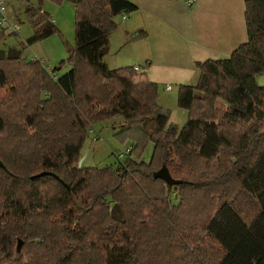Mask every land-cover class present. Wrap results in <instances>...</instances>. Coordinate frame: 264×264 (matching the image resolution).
Wrapping results in <instances>:
<instances>
[{
	"label": "trees",
	"instance_id": "16d2710c",
	"mask_svg": "<svg viewBox=\"0 0 264 264\" xmlns=\"http://www.w3.org/2000/svg\"><path fill=\"white\" fill-rule=\"evenodd\" d=\"M44 1L26 5L27 43L61 34ZM66 1L63 75L0 49V264H264V0H244L243 43L195 61L196 82L178 85L181 127L145 71L104 60L115 18L138 6ZM117 119L130 152L79 166L88 130Z\"/></svg>",
	"mask_w": 264,
	"mask_h": 264
},
{
	"label": "rangeland",
	"instance_id": "374dc122",
	"mask_svg": "<svg viewBox=\"0 0 264 264\" xmlns=\"http://www.w3.org/2000/svg\"><path fill=\"white\" fill-rule=\"evenodd\" d=\"M32 2L25 0H7L5 17L11 24L18 26L17 32L4 30L0 24V49H5L8 55H17L21 59H40L44 67L48 70L54 69L57 75H63L70 69V63L62 65L57 70L63 60L67 59L68 47L73 46L75 38V8L73 5L64 0L56 4L54 0H46L42 3L45 12L49 13L54 20L56 28L61 32L54 33L46 39L38 40L33 44L27 43V39L33 36V26L28 20L26 5ZM162 10H154L156 17L150 14L149 10L118 14L115 18L116 27L109 38V48L105 51L104 60L108 68L134 66L137 71H145L149 80L158 83V104L163 110L169 112L170 123L177 124L181 127L186 121L187 112L177 105V88L180 84H192L196 82L198 68L195 65L196 60L205 61V59H218L228 57V53L220 51L221 46L214 45L210 47L205 44L204 47L188 46L184 37L190 36L187 29V20L180 16L172 19L171 15L167 17L166 13L176 12V1L169 2L160 0ZM228 0H219L224 3ZM235 19V30L239 31V37L246 40V25L244 24V15L242 24L239 14L244 7V0H233ZM133 3L139 4V0H132ZM187 6L180 7L189 9V0H185ZM183 2V3H184ZM179 3V2H178ZM166 4L168 7H166ZM212 6L209 8L211 9ZM127 16L125 21L124 16ZM219 19H224V13H220ZM1 16V14H0ZM227 16V14L225 15ZM212 15H204V20ZM183 24L181 27L179 21ZM167 22L169 25L167 26ZM220 25V24H219ZM188 31V32H187ZM219 29L217 35L219 36ZM215 33L209 34L205 31L202 37L205 42L213 40ZM240 40L238 43H242ZM210 42V41H208ZM10 51V52H9ZM257 84L264 85V72L258 73L255 77ZM171 86L169 89L167 87ZM120 119L117 121H104L96 124L88 130V138L81 146V164L93 167H106V165L118 163L119 154L125 152L131 144L135 143L131 135L126 136L121 133ZM76 149L69 147V153L74 154ZM139 153V154H138ZM138 153L142 161H149L153 153V145L149 140L141 144Z\"/></svg>",
	"mask_w": 264,
	"mask_h": 264
},
{
	"label": "crops",
	"instance_id": "0c3cea01",
	"mask_svg": "<svg viewBox=\"0 0 264 264\" xmlns=\"http://www.w3.org/2000/svg\"><path fill=\"white\" fill-rule=\"evenodd\" d=\"M165 1L172 2V0H165ZM173 1H176V5H175L176 12L166 13V14L167 17L171 15L172 19H177L178 16L176 15L180 14V16L184 17L187 20V29L189 30L190 36L184 37V39L188 42V46L204 47L205 44H209L210 47H214V45H217L218 47L221 46L220 51L226 52L228 53V55H230L232 49L240 44L238 42L240 40H243L244 36L239 37L240 33L239 31H237V29L235 30L236 26L231 25V23L234 24V19H235V11H234L235 5L233 0H228L224 3H219V0H189L188 2L189 5L192 4V7H190L189 9L187 8L182 9L180 7V5L184 6V4L185 6H187V3L184 2L185 0H173ZM139 2H140V6L139 4L134 3L140 8L139 11L146 9L149 10L150 14L159 17L157 14H155L154 10L156 9L157 11L162 10V6L160 5L161 2L160 0H139ZM211 6L212 8L209 9ZM166 7H168L167 4ZM241 11L242 12L239 14V18L242 24V16L244 15L243 8ZM224 12L225 15L227 14V16L224 15V19H219L218 14ZM205 14L216 17L214 18L209 17L205 22L204 20ZM179 23L180 26L183 27L181 20L179 21ZM168 25L169 23L167 22V26ZM217 29L221 30L219 31V36L217 35ZM205 31L208 32L209 34L215 33V38L213 40L208 39L205 42V40L202 39ZM196 61H202V60H196Z\"/></svg>",
	"mask_w": 264,
	"mask_h": 264
},
{
	"label": "built area",
	"instance_id": "2783aa9c",
	"mask_svg": "<svg viewBox=\"0 0 264 264\" xmlns=\"http://www.w3.org/2000/svg\"><path fill=\"white\" fill-rule=\"evenodd\" d=\"M6 3H7V0H0V24L4 27V30H7V31H10V32H17L18 31V26L17 25H14V24H11L9 21H7L6 19ZM127 18V16L125 15L123 17V20L125 21V19ZM136 71L138 70L137 68L135 69ZM171 86L167 87L168 89L170 88ZM130 152V148H128L125 152L121 153L118 155L117 159H121L123 157L124 154H128Z\"/></svg>",
	"mask_w": 264,
	"mask_h": 264
},
{
	"label": "water",
	"instance_id": "95a60500",
	"mask_svg": "<svg viewBox=\"0 0 264 264\" xmlns=\"http://www.w3.org/2000/svg\"><path fill=\"white\" fill-rule=\"evenodd\" d=\"M0 166L2 167H4V164H1V162H0ZM21 247V242H19V246H18V248H20Z\"/></svg>",
	"mask_w": 264,
	"mask_h": 264
}]
</instances>
